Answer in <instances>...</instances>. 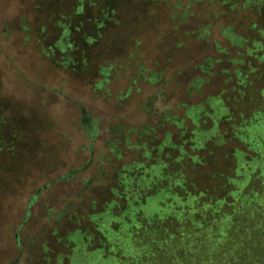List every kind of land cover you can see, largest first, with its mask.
<instances>
[{"label":"rangeland","instance_id":"obj_1","mask_svg":"<svg viewBox=\"0 0 264 264\" xmlns=\"http://www.w3.org/2000/svg\"><path fill=\"white\" fill-rule=\"evenodd\" d=\"M40 1L47 2L0 0V140L6 144L0 157V264H112V259L97 258L98 253L104 259L100 251L94 253L95 259L90 254L100 244L91 221L107 208L108 190L119 184L117 172L140 160L141 152L123 149L122 155H115L113 144L122 148L124 141L118 132L141 130L150 122L155 125L166 111L182 117L180 105L199 101L196 94L186 95L187 87L201 77L196 66L208 57L218 62L201 86L202 98L222 92L233 113L220 125L221 135L230 141L225 147L244 148L233 135L243 126L252 154L243 157L237 152L224 158L227 164L221 165L223 177H219L211 169L222 161L223 148H214L215 156L208 153L213 148L199 151L198 157L205 154L203 167L174 153L175 161L170 158L164 175L173 192L184 199L198 195V203L182 205L173 200L177 211L166 217L173 225L183 223L185 230L175 234L176 241L160 243L151 260H156L154 264H264V122L256 120L254 129L244 128L264 109L258 94L264 68L261 82L248 76V83H242L233 74L235 67L226 62L228 57L217 52L218 41L229 58L236 53L219 35L221 26L234 22L226 9H216L221 14L215 16L204 0L190 8L193 16L187 22L173 25L164 10L159 17L139 13L142 17L136 21L132 4H125L119 24L106 32L101 46L89 56L90 60L99 56L100 62L117 61L105 88L94 90L96 75L57 69L41 54L33 41L35 29L30 41L24 42L21 18L35 20L33 5ZM204 25L213 26L207 39L191 35ZM126 59L130 64H125ZM137 65L146 71L145 78L161 73L159 81L139 78ZM101 84L97 82V88ZM157 131L162 137L165 129L160 125ZM172 131L176 138V128ZM250 135L252 141L246 139ZM129 138L132 143L139 139L137 134ZM254 153L259 163L250 160ZM78 233L89 239L90 251L80 245Z\"/></svg>","mask_w":264,"mask_h":264},{"label":"trees","instance_id":"obj_2","mask_svg":"<svg viewBox=\"0 0 264 264\" xmlns=\"http://www.w3.org/2000/svg\"><path fill=\"white\" fill-rule=\"evenodd\" d=\"M202 2L204 0L40 1L33 5L37 11L35 20L30 21L28 17L21 18V32L26 38L24 42L27 43L31 38V29H35L33 41L39 45L41 54L48 58L53 66L74 75H96L97 77L92 80L93 88L100 90L104 89L105 84L108 83L117 61L100 62L99 56L92 60L89 59V56L93 52V48L101 46L106 32L110 31L112 26L119 24L118 18L125 4H132V13L136 21L142 17L139 13L151 14L155 17L164 10L169 23L179 25L187 22L193 16V13L189 12L190 8ZM208 6L213 9L212 13L215 16L221 14V11L216 9H226V13L234 20L229 25L221 26L219 35L231 48L236 49L235 57L229 58L227 50L218 41L215 42L217 52L228 57L225 60L235 67L233 74L238 78V81L242 79V83H244L248 76H251L261 82L260 71L264 68V0H208ZM235 21L239 24H236ZM212 27L211 25L201 26L191 35L203 41L210 35ZM131 41L138 45L137 41ZM217 62L216 57H208L203 63L196 66L201 77H196L188 85L186 95L196 94L199 101L180 105L184 109L182 117L166 111L163 116L157 119L155 125L150 122L145 124L141 130H130L128 133H124L122 130L118 132L123 136V147L118 148V143L113 144L112 152L120 156L123 149L132 151L134 148H140V160L117 172L119 184L108 190L110 192L108 197L111 199L106 201L107 208L97 215L98 218L96 216V219L91 221L96 226L93 231L99 234L100 242L99 247L90 252L92 258L95 259L94 253L100 251L104 259L98 253L96 254L97 258L112 259V264H154L156 260H151V256L156 253V248H159L160 243H164L168 239L176 241L175 234L185 230L186 226L183 223L173 225L167 214L174 209L173 205L177 203V201L174 203V199L182 205L188 201L198 203L196 200L198 195L188 196L187 199H184V195L179 196L177 192L172 191V185L168 183V178L164 174L168 175L167 166L171 162L170 158L174 159L175 152L178 153L177 157L182 154L193 164L203 167L205 154H201L200 158L198 157L199 151L205 150L207 147L213 148L207 151L209 155L215 156L214 148H223L220 150H224V153L219 157L222 161L217 160V165L211 169L215 176L219 177H223L221 165L227 164V161H223L224 158H229V155L235 156L237 152L243 157L249 156V153L252 154V149L243 138V126L235 128L236 132L233 135L236 142L243 144L244 148L235 146L231 150L225 147L230 141L221 135L220 125L223 120L232 119L233 113H229L225 106L222 92L213 97L202 98L201 86L205 79L212 74L211 69ZM125 64H130L129 60L126 59ZM137 67L141 72L139 78L152 83L159 81L161 73L153 72L145 78L144 72L146 71L140 65ZM246 68L248 70H245ZM97 82H102L98 88ZM258 94L264 101V84L260 87ZM143 108L146 109V105ZM256 120L264 122V109L258 110L256 116L254 115L253 119L251 118L247 124L245 123L244 128L254 129L253 124ZM201 124L206 127L202 128ZM209 124L211 126H208ZM160 125L165 129L162 137L158 136L157 131V127ZM173 128H176L178 132L176 138L172 131ZM133 134H137L139 138L134 143L129 138ZM252 136L250 135L246 139L252 141ZM0 138L2 137L0 136ZM2 140H0V157L3 154V149L6 148H4L6 144L4 146L2 144ZM137 145L140 146L136 147ZM10 159H13V156H10ZM250 160L259 163L260 158L254 153ZM120 184L122 185L119 186ZM116 207H120L119 211H115ZM210 207L208 205V209ZM175 209L174 211H177ZM217 209V206L212 207L215 212ZM145 212H148L147 217ZM105 216L108 220L103 221ZM114 224L121 225L115 227ZM121 235L125 239H121ZM116 237L123 241L124 246L117 243ZM77 238L81 240L80 245L84 249L90 251L89 248H93L89 239H85L84 234L78 233ZM126 245L128 247H125Z\"/></svg>","mask_w":264,"mask_h":264}]
</instances>
